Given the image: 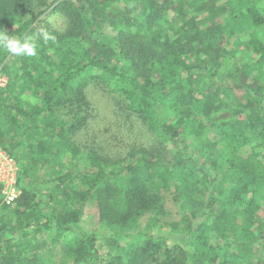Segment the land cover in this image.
Masks as SVG:
<instances>
[{
  "label": "trees",
  "instance_id": "16d2710c",
  "mask_svg": "<svg viewBox=\"0 0 264 264\" xmlns=\"http://www.w3.org/2000/svg\"><path fill=\"white\" fill-rule=\"evenodd\" d=\"M49 10L65 25L36 57L0 49L22 184L0 201V264H264V0H0V28L35 35ZM91 81L149 129L127 156L79 144ZM90 200L103 250L74 230Z\"/></svg>",
  "mask_w": 264,
  "mask_h": 264
},
{
  "label": "rangeland",
  "instance_id": "374dc122",
  "mask_svg": "<svg viewBox=\"0 0 264 264\" xmlns=\"http://www.w3.org/2000/svg\"><path fill=\"white\" fill-rule=\"evenodd\" d=\"M55 14H52L51 10H49L41 17L43 20L42 24L46 22L48 24L50 23V25L45 26V28H47L50 32L51 30L59 29L65 25L59 14ZM7 81V76H0V86H4ZM85 87L88 98L87 100L90 102L88 105V107H90V124L88 129L83 130L82 133L79 134L80 138H78L79 144L83 146L85 151H97L107 154L109 153L115 157H124L127 156L130 148L147 142L146 136L149 134V132H147L149 129L145 126L144 128H141L134 116L127 117L128 115L126 116L125 113L121 114V104L116 101L114 96L115 94L109 92L106 87L100 84V82L97 83L95 81H91L86 83ZM210 133L213 134L214 132L210 131ZM109 141L111 143H108ZM189 141L190 140H187L186 143L189 144ZM0 147L2 146L0 145ZM165 147L167 151L169 150L171 152H167L166 154L163 151L158 152L160 154H164L167 159H170L172 157V152L175 151L176 147L171 141L168 144H165ZM3 149L6 150L5 148ZM12 150L18 154L21 153L23 149L19 147L12 148ZM127 151L128 153H126ZM11 156L14 160L16 159L19 170L18 172H11L7 170V172L15 174V177L17 178L15 190H17L18 196L22 192V184L20 183V164L18 163L16 156ZM131 159L132 158H129V160ZM64 165H66V163H64ZM32 177L35 179V182L41 186L38 194V196H40L39 198H41V195H44L47 192V189L43 188V183L53 181L55 171H53V169L46 171L45 165H41L35 172L32 173ZM83 212L84 213L74 230L77 233L81 230L87 233H97L98 244L101 250H103L101 237L102 234L107 233V229L102 222H100L98 207L92 200H90L86 204ZM6 218L7 220L10 219L8 211ZM46 234L47 232H43L38 235V240H44Z\"/></svg>",
  "mask_w": 264,
  "mask_h": 264
},
{
  "label": "clouds",
  "instance_id": "9594fccd",
  "mask_svg": "<svg viewBox=\"0 0 264 264\" xmlns=\"http://www.w3.org/2000/svg\"><path fill=\"white\" fill-rule=\"evenodd\" d=\"M55 40L56 36L45 27L39 28L35 35L25 34L22 38L11 36L8 30L0 28V49L11 56L36 57L38 55V41L48 43Z\"/></svg>",
  "mask_w": 264,
  "mask_h": 264
},
{
  "label": "built area",
  "instance_id": "2783aa9c",
  "mask_svg": "<svg viewBox=\"0 0 264 264\" xmlns=\"http://www.w3.org/2000/svg\"><path fill=\"white\" fill-rule=\"evenodd\" d=\"M6 150L0 147V201L7 205L15 203L17 196V178L11 172H18L19 168L16 162ZM7 170L11 172H7ZM3 205V204H2Z\"/></svg>",
  "mask_w": 264,
  "mask_h": 264
}]
</instances>
